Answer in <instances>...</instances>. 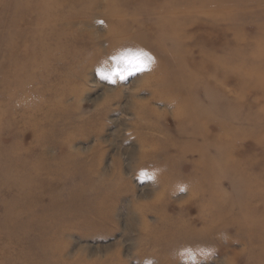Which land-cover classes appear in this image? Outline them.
<instances>
[{"label":"rangeland","instance_id":"1","mask_svg":"<svg viewBox=\"0 0 264 264\" xmlns=\"http://www.w3.org/2000/svg\"><path fill=\"white\" fill-rule=\"evenodd\" d=\"M124 1L90 0L50 28L41 22L56 15L0 1V264H264V0ZM109 11L126 15L116 26L143 50L45 58L71 38L89 47L90 35L106 52ZM137 52L151 57L144 71L99 75ZM27 104L58 119L28 110L55 134L46 145ZM68 154L90 166L84 194L81 174L58 182L41 170ZM50 189L85 212L52 220Z\"/></svg>","mask_w":264,"mask_h":264},{"label":"bare ground","instance_id":"2","mask_svg":"<svg viewBox=\"0 0 264 264\" xmlns=\"http://www.w3.org/2000/svg\"><path fill=\"white\" fill-rule=\"evenodd\" d=\"M1 1V0H0ZM1 3V2H0ZM11 6L8 7L10 11L14 12H24L27 14V12H30L32 15H41V16H57L59 20H56L55 22H52L51 20H45V22H41V25H43V28L45 27H51L52 24L58 23L60 21H63L64 13L65 12H74L73 14H79L83 11H90L94 7V4L90 3V0H10ZM123 5L126 4V0L122 2ZM114 6V2L108 3V8H112ZM79 12V13H78ZM88 14V13H87ZM126 16V15H125ZM124 14H122L120 11L118 12H108L105 14L104 18L106 22L108 23V28L105 29L106 36L105 41L107 43V51L106 52H100L96 51L98 50V47L100 45V40L92 35H90L87 39V43L90 45L89 47L80 49L77 47V44L80 42L79 38H71L68 42H59L58 48L63 49L61 54L56 57V55H53L52 53H47V56L45 58H56V62L60 63L63 60H66V58L71 57L73 58V55L75 54H81L86 50L88 52L87 57H90L91 59H109L115 56L114 49L117 47L119 48H126L127 50H133L136 45L140 50H143L145 46L141 45L140 43L135 42L136 45H128L127 41L130 39H136L133 35L129 33V28H126V26L120 27L116 26V22H121L125 18ZM70 22H75L74 19H71ZM89 22V21H88ZM56 26V25H55ZM42 27V26H41ZM53 27V26H52ZM65 36V34H64ZM135 41V40H134ZM134 44V43H133ZM10 45H14L15 43H11ZM46 45V42H45ZM88 59V58H86ZM30 92L25 93L24 99H29L28 95H30ZM47 107L45 109L53 107H60V104H58L55 100H47L45 102ZM32 107H30L28 104L24 106V112L23 114L26 115L24 118H26V124L29 127L33 128V131L36 134V142H38L39 145H46L45 140H48L51 136V134H54L50 127L41 124L39 121H36L35 118L33 119V116H37V113H41L42 116H44L46 122L49 121H57L58 119L54 120L53 117H51L49 110H45V113L43 115V112L38 109H34V115L31 117L28 110H31ZM32 109V110H33ZM39 113V114H40ZM53 119V120H52ZM62 120V119H61ZM64 121H67L64 119ZM62 133V132H61ZM59 134L58 139H62L64 134ZM55 135V134H54ZM25 136V135H24ZM57 136V135H56ZM51 139V138H50ZM76 159H79L76 156H72V154L65 155L62 162L58 163L57 165L52 164L51 161L46 162L47 164H43L41 166V170L45 176H53L56 177V181L60 182L64 177H70L74 174L78 173L82 175L81 184L85 187H81L83 189H79L81 194L86 193L90 190V166L89 168H80V164L76 162ZM72 162V163H71ZM71 163V164H70ZM52 164V165H51ZM54 168V169H53ZM72 169V170H71ZM95 171V169H94ZM68 175V176H67ZM80 184V185H81ZM79 185V186H80ZM77 189V188H76ZM76 189L73 190L76 192ZM99 189V188H98ZM98 194H100L102 197L99 201H94V207L93 212L96 213L98 218L102 219V216L104 214V201H105V193H101L100 190H98ZM49 198H50V205L52 208H56L58 210L57 213L54 214L52 220L60 221L62 223L67 224V222H72L73 219L80 216L85 212V207H82L83 204L77 203L80 202L81 199H75L73 202H75L76 207L74 209H70L71 201L66 198V200L59 199V194L57 189H50L49 190ZM87 199H90V197H84L83 196V202H86ZM94 200V199H93ZM7 216V215H6ZM8 218V216L6 217ZM57 221V222H58Z\"/></svg>","mask_w":264,"mask_h":264},{"label":"snow or ice","instance_id":"3","mask_svg":"<svg viewBox=\"0 0 264 264\" xmlns=\"http://www.w3.org/2000/svg\"><path fill=\"white\" fill-rule=\"evenodd\" d=\"M113 59L115 61V67L110 72L99 71V75L102 78L112 82H115L113 78L116 76L123 80L126 75L144 71L148 68L149 62L151 61V57L141 52L125 53ZM141 176L143 177L144 173H141Z\"/></svg>","mask_w":264,"mask_h":264}]
</instances>
